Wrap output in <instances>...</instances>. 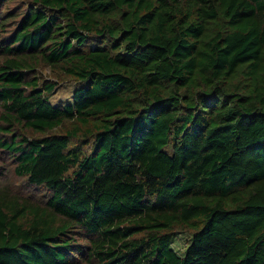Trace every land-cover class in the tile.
Instances as JSON below:
<instances>
[{
	"label": "trees",
	"instance_id": "1",
	"mask_svg": "<svg viewBox=\"0 0 264 264\" xmlns=\"http://www.w3.org/2000/svg\"><path fill=\"white\" fill-rule=\"evenodd\" d=\"M0 264H264V0H0Z\"/></svg>",
	"mask_w": 264,
	"mask_h": 264
},
{
	"label": "rangeland",
	"instance_id": "2",
	"mask_svg": "<svg viewBox=\"0 0 264 264\" xmlns=\"http://www.w3.org/2000/svg\"><path fill=\"white\" fill-rule=\"evenodd\" d=\"M13 2L11 3V5ZM41 74L43 76H49L50 72L47 67L41 68ZM80 83L73 81H66L61 83L54 91L51 96L50 103L52 105H64L71 102V95L75 88H77ZM190 235L186 232H178L174 235L171 247L179 255L183 254L185 248L189 242Z\"/></svg>",
	"mask_w": 264,
	"mask_h": 264
}]
</instances>
